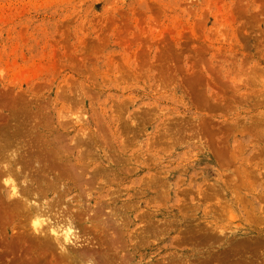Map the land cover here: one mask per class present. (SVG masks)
Returning <instances> with one entry per match:
<instances>
[{
	"label": "rangeland",
	"instance_id": "374dc122",
	"mask_svg": "<svg viewBox=\"0 0 264 264\" xmlns=\"http://www.w3.org/2000/svg\"><path fill=\"white\" fill-rule=\"evenodd\" d=\"M86 255L264 264V0H0V264Z\"/></svg>",
	"mask_w": 264,
	"mask_h": 264
},
{
	"label": "bare ground",
	"instance_id": "6f19581e",
	"mask_svg": "<svg viewBox=\"0 0 264 264\" xmlns=\"http://www.w3.org/2000/svg\"><path fill=\"white\" fill-rule=\"evenodd\" d=\"M73 138V137H72ZM42 143V142H41ZM33 144V143H32ZM93 144V143H92ZM21 149V148H20ZM23 149V148H22ZM17 152V150H14V152ZM24 150H22L23 152ZM16 152L14 153L16 156ZM26 152V151H25ZM24 152V153H25ZM13 152H11V157L13 155V159H15ZM22 154V153H21ZM20 155V154H19ZM23 155V154H22ZM26 156V153H25ZM28 157V156H27ZM24 158V157H23ZM26 159V158H25ZM31 160V159H30ZM32 161V160H31ZM28 162V161H27ZM34 162V161H32ZM31 162V163H32ZM30 161L28 162V166L32 167V165H29ZM28 168V167H27ZM36 173V172H35ZM32 175H16V177H18V180L20 182L21 186L19 189H16L14 184H10L13 183L12 181H5L4 180V188H3V193L4 196L6 197L7 200H10V202H12L11 204L13 205V208L15 206V209H17L20 213H22V215H24V217H26L27 220V226L29 227L30 231L33 233L34 236H36L37 239H39L40 241L45 242L46 240H49L48 242L50 243H43V244H50V246H52L53 248L51 250H48L49 252H53L51 253L52 255L54 254L56 256V259H58L59 261H66L68 260H74V259H78L79 260V255H81L80 252H78L77 250H74L71 248V241H72V235L74 233V231L72 230L73 228H66V230L64 231H60L58 229H54L53 228V224L48 223H44L45 220L43 219V217L48 214V211H46V208L44 207V205L39 201L41 199H39V201H35V198H32V194H31V190L28 188V183L30 182L29 180L31 179ZM45 176V175H44ZM8 178V177H7ZM50 178V177H49ZM42 179V178H41ZM53 179V178H52ZM12 180V179H11ZM29 181V182H28ZM32 181V180H31ZM8 183V184H7ZM17 186V185H16ZM34 188V187H33ZM35 194V193H34ZM38 197V196H37ZM45 202V201H44ZM46 204V203H45ZM128 206V205H127ZM110 209V208H109ZM58 211V210H57ZM109 211V210H108ZM61 217V216H60ZM46 218H50L48 215ZM106 218V217H104ZM111 219V218H110ZM108 220V219H106ZM116 221V220H115ZM61 222V221H60ZM116 223V222H115ZM57 224V223H56ZM108 225V224H107ZM106 225V226H107ZM70 227V226H69ZM105 227V226H104ZM107 228V227H105ZM104 230V229H103ZM103 232V231H102ZM105 232V231H104ZM75 237V236H74ZM36 239V241H37ZM76 239V238H75ZM35 240V239H34ZM74 240V239H73ZM104 241V240H103ZM39 242V241H37ZM87 242V240H86ZM98 243V242H97ZM73 244V243H72ZM88 244V243H87ZM122 244V243H121ZM44 245V246H45ZM71 245V246H70ZM125 245V244H124ZM42 247H44L43 245H41ZM48 249V246H46ZM73 247V246H72ZM74 248V247H73ZM76 248V247H75ZM90 248V247H89ZM45 249V248H44ZM79 249V248H78ZM87 250V249H86ZM89 250V249H88ZM102 251V250H101ZM124 255V253H123ZM83 258V260H85V264H92V262L90 263L91 260V256L86 255L81 257ZM61 259V260H60ZM72 260V261H73ZM61 261V262H62ZM67 262V261H66ZM81 262V261H80ZM124 262V261H123ZM84 263V262H83Z\"/></svg>",
	"mask_w": 264,
	"mask_h": 264
}]
</instances>
